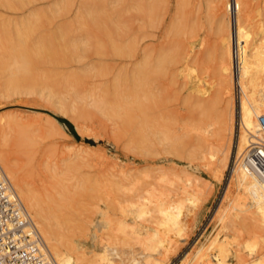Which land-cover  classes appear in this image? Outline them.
<instances>
[{"label":"bare ground","instance_id":"6f19581e","mask_svg":"<svg viewBox=\"0 0 264 264\" xmlns=\"http://www.w3.org/2000/svg\"><path fill=\"white\" fill-rule=\"evenodd\" d=\"M32 1L36 0H0V6L14 10L27 7ZM92 1L84 10L78 7L77 26L96 28L100 33H95L101 34V38L93 35V29L86 28L88 35L93 34L83 35L87 37L83 39L78 34H84L86 29L80 34L81 31L75 32L78 28L75 26L72 33L78 37L68 36L71 29L63 20L58 23L60 26L56 24L58 27L50 28L60 18L48 25L50 29H44L45 21L49 24L53 21L49 13L70 11L73 1L69 0L55 5L56 9L51 12L48 11L50 6L46 7L48 14L42 7L41 11L32 9L34 12L16 24L7 22L0 14V104L17 89L34 88L35 91L38 83L41 88H36L41 89L38 90L45 102L43 105L72 122L95 120L94 110H99L105 119L115 121L117 126L113 124L119 135L113 130L117 134L114 137L127 135L124 148L134 154L133 165H126L118 157L116 161L111 158L113 165L103 162L107 169L101 166L103 170L94 176L81 171L83 161L76 163L65 159L63 168L46 166L47 184L38 185L43 155L54 157L58 154L59 141L53 140L60 136L58 129L54 123L46 121L42 135L35 129V123L15 115L17 113L0 115V163L58 264H168L178 252L179 242L187 239L188 228L195 223L204 200L201 175H197L199 168L205 166L219 180L228 166L236 139V92L240 95L241 119L237 154L242 157L247 153L242 162H237L231 180L239 194L230 205L220 207L216 213L219 231L196 247L192 257L187 254L185 259L189 264H230L222 257L234 241L238 245L233 257L239 264H264V255L251 262L244 255L245 250L254 253L264 247V178L246 168V163L253 162L257 150L258 155L264 154V30L259 35L253 31L251 1L218 0L216 8L220 14L217 13L215 21L214 52L207 54L204 52L207 43L199 35L196 0L193 5L192 0H178L179 15L170 23L173 40L159 47L157 52L152 46H148L152 49L140 46L141 38L156 37L153 32V36L141 31L144 36L136 32L133 35L132 31L136 30L131 28L130 32L123 19L125 0ZM166 5L167 0H133L130 7L135 12L134 19L140 21L138 30L162 22ZM133 24L130 26L135 27ZM89 51L103 58L85 64L84 58ZM108 54L135 59L120 65L112 79H103L119 63L112 61L116 62L115 67L110 65L104 58L109 57ZM204 54L218 64L219 90L212 97L200 73ZM83 62L84 66L79 67ZM167 76L171 78L168 82L173 84L170 87L175 82L179 85L180 77L184 78L182 87L193 83L188 96H183L188 104L184 102V107L190 108L186 111H191L188 114L191 121L184 110L182 115L185 113L186 118L180 119L182 124L186 123L184 118L187 119V128L178 125L177 114L175 118L172 116L174 112L165 117L167 110L173 109L164 110L165 97L168 101L174 97L177 100L187 89L178 91L180 94L176 91L177 96L173 95V88L166 93L165 87L161 88L163 85L156 82ZM158 89L166 94L159 95L161 90ZM84 93L92 99L91 107ZM167 104L170 106L171 100ZM175 109L177 113L178 108ZM44 139L49 143L43 144ZM162 150L183 156L186 165L159 164L170 161L169 158L157 160ZM12 153L20 163L18 160L15 163ZM135 246L143 251L142 259L132 258ZM110 249L117 257L110 258ZM215 250L219 259L215 263L207 262L206 253Z\"/></svg>","mask_w":264,"mask_h":264},{"label":"rangeland","instance_id":"374dc122","mask_svg":"<svg viewBox=\"0 0 264 264\" xmlns=\"http://www.w3.org/2000/svg\"><path fill=\"white\" fill-rule=\"evenodd\" d=\"M69 1H73V5L70 8V11H67V12H57L55 10L56 9L55 5H57V4L62 5L63 0H60V1L59 0H43V1L42 0H39V1L36 0L34 2L32 1L31 2L32 4H30V5L27 4L26 5L27 7L24 6V7L20 8V9L12 10V8L8 9V8H3L2 6H0V14H1V16L3 15L2 17H4V19L7 22L8 21L10 23L14 22L16 24L19 21H21L22 19L26 18L30 14V12L33 11L32 9H38L39 11H41L40 7H42V11L44 10V12L47 13V14H48V11L51 12L52 9H53V11L55 10V12H53V13H55V15H53L52 12L49 13V15H48V17L50 16L49 19L51 18L50 20L53 19V21H50V24H49V21H48V23H46L47 21H45V24H44L45 26H43L44 29H45V27H46V29H50V28H54V27L56 28L59 25L58 23L60 21H62V20H63L62 22L65 24V26L67 25L71 29L70 31H68L69 33L70 32L72 33V30L74 31V29H73L74 26H75V28L78 27L75 30V32L76 31L77 32L81 31L80 34H82V31H84L83 30L84 28L85 29L87 28V29H90V30L93 29V28L87 27L85 25L84 26L83 25L82 26H77V24H79V23L76 20L77 19L76 17L78 16V13H77L78 12V7L80 6L84 10L86 7L93 5V1L92 0H86V1H84L85 3H83V4H82L83 0L82 1L81 0H69ZM90 1H92L91 5L89 4V3H91ZM167 1H168V5H166L165 7H167L168 11L166 9H164L165 7L163 8V11H162L163 16H162V18H164V17L165 18L163 20L161 18L162 22L159 21L155 26H149V27L147 26L146 30L144 28H141V27H139V29H141V30H138V28H137L138 25L137 24L140 21L134 19L135 18V16H134L135 12L130 7V5L133 3V0H125L126 7L124 8V5L122 7L125 10L123 19L125 20L126 25L129 26V30H130V28H131V30H136V31H132V34L134 35V33L136 32V34L144 36V33H140L139 32V31H141V32H146V33L148 32L147 36L150 35V34H151V36H153V35L155 36L156 35V37H153V38H149L148 37L149 39L148 38L145 39L144 37L141 38V40H140V41H142V43H140L141 47L150 48L148 46H152V47H154L153 50L155 52H157L160 49L159 47L167 46V45H169L167 43H169V42H171L173 40V37L171 39V36H173L172 35L173 33L171 32L170 23H171V21L173 19H176L178 17V15H179L178 14V9H177L178 8V0H167ZM250 1H251V5L253 6L252 8H254V10L252 9V12L254 14L253 13L251 14V18L253 17L252 18L253 19L252 20V24H255L253 26V31H255L256 35H259L261 33V31L264 30V0H250ZM196 2H197L196 3V5H197V10H196L197 14L196 15L198 17V22H199L200 39L204 40V43H207V44H205L206 47H205V51L204 52L205 53L206 52L207 53L208 52H214V46H215L214 45V40H215V36H216L215 21H216L218 15L220 14L218 12L219 8H216V7H218V6H216L218 4V0H196ZM194 3H195V0H192V5ZM46 7H49L48 8L49 10L47 9L48 11L45 10ZM57 7H59V6H57ZM23 8H25V9H23ZM57 10H59V9L57 8ZM35 11H37V10H35ZM172 12H174V13H172ZM217 13H219V14H217ZM50 14H52L53 16H51ZM72 17H74L75 19L74 18L72 19ZM57 18H60V19L56 20ZM54 19L56 20V22L54 21ZM52 22H55V23L53 24ZM51 23L53 24V26L52 27L49 26L50 27L49 28L48 25H52ZM133 23L135 24L136 29H135V27H131L130 26ZM56 24H58V25H56ZM134 24H133V26H134ZM156 28H157V30H156ZM87 29L84 32V34H82V35L78 34V36L79 37L80 36L83 37V35H86L87 37L90 36L92 32L90 33V35H88L89 33H87ZM93 30H94L93 31L94 34L92 33L93 35H95L96 33H100L98 30L96 31V28L93 29ZM131 30H130V32H131ZM168 30H170V33L167 32ZM75 32H73L72 34L68 33V36L72 37L73 34H75V36H76ZM151 32H153L154 34L151 33ZM96 35H98L99 38H101V36H102L101 34L100 35L96 34ZM78 36H76V38ZM87 37L84 36L83 39H85ZM167 37L169 39H171V40H168ZM260 37H258V38H260ZM97 38L95 37V39H97ZM71 40H72V38H71ZM74 40H75V38H74ZM81 40H82V38H81ZM93 40H94V38L92 39V41ZM166 40H168V41L166 42ZM205 40L207 42H205ZM78 41H80V38H78ZM159 41H162L163 43L161 42V44H160ZM164 42H166L165 43L166 45L164 44ZM157 43H158V45H157ZM150 49H152V48H150ZM196 50L199 51V48L197 47ZM201 51H203V49H201ZM91 52L90 51L87 52L88 55L86 57L88 59L86 61V57L84 58L85 59V64L86 63L90 64L89 62H93V61H96V60L98 61V60H100V58H103L102 56L99 57V55L95 56V54L93 52L92 53L94 54V56H92V54H90ZM206 54L203 55L202 62H203L204 66H202L203 68L200 70V73H201V77L204 78L203 79L204 80V84L206 85V87L208 89L209 95L212 97L219 90V85H218L219 84V76H218V71H217L218 64L216 62H214L213 60L208 59V56L206 57ZM108 56H109V54H108ZM110 56H112V54H110ZM110 56L109 57H104L107 61H109L108 63L110 65H113V67H115L114 66L115 63L116 62L117 63L119 62V63H118V65H116L115 68H113V69L111 68L113 71L112 70H110V71L113 72V73L108 72V74H106L105 77L107 75H109V76L106 77V78L104 77L103 79H112L113 75L116 73V71L118 70L120 65L122 66L124 64V62L126 64V62L132 61V60L135 59V57H126V59H124L125 56L123 58H121V57L119 58V56H117V55L112 56V57H110ZM116 57H118V58H116ZM112 61H116V62L114 63ZM121 62H122V64H121ZM112 63H114V64H112ZM128 65L131 66V64H128ZM78 66L79 67L84 66V62H83V64H79ZM110 73H111L112 76L110 75ZM166 78H169V79H166ZM166 78H162V79L158 80V81L162 80L161 82H156L157 84H162L163 85V87H161L162 85H160V86L158 85L159 87H161V88L165 87L164 89H165L166 93L169 91V90L166 91L167 89L170 88V90H171V88H173L172 91H174V90L175 91L173 92L174 94L171 93V95L173 94L174 96L175 95L177 96V94L178 93L180 94L182 92V90L185 88L184 87L185 85H183V87H182V84H181V82L183 81L184 78L180 77V78H178L179 81L176 80V81H178L179 85H176L177 82H175V81L172 82L171 81L172 83L175 82V85L173 87H170L173 84L171 85L168 82V80L171 79L170 76H167ZM166 81H167L168 84L165 83ZM166 84H167L168 88H167V86H164ZM33 85L35 87L36 83L34 82ZM33 85H32V87H33ZM37 85H36V87H39L38 83H37ZM192 86H193V83H190L188 86L186 85L187 89L186 88H185L186 90L184 89L185 91L182 92V95L177 96L178 98L180 97L179 99L176 100L175 97H174L175 101L179 100L178 102H174L173 98H169V101H168V97H165L167 99L164 98L165 102H166L164 110L166 111V109H172V108L173 109L170 110V112H169V110H167L168 112L167 111H166L167 113L165 112L166 115L163 112V115H165V117H166L168 115V113L169 114L171 112L175 113L176 111H174V109L178 108L180 111L177 109V113H175V114L173 113V115H172V116H174V115L177 114L176 116H177L178 119H176V121L177 120L179 121L178 125L181 124V125L185 126L187 124V122H188L187 121L188 114H190L191 111H186V110H190V108L184 107L186 101H183V100H186V99L185 98L183 99V96H185V97L188 96L189 92L191 91ZM36 87H35V91L32 90L34 88L30 89L29 91H28V89H27V91H26V89H22V88L21 89H17L15 91V93H13L9 98L3 99L2 100L3 103L0 104V115H6V114H9V113H12V114L13 113L14 114L17 113L15 115L19 114V116H22L23 119L25 117L26 119H29V121H32L33 123H35V126H36L35 129L36 130H40L42 135L44 134V131L46 129V127H45V122L46 121L54 123L56 128L58 129L59 134H60L59 138L58 137H54L53 138V140H57L58 139V141H59V143H58L59 144L58 154L56 153V155L54 157H51V156L49 157L47 155L46 156L43 155V158H42L43 159V167L41 169V175L42 176H41L40 180L38 181V185H46L47 184L48 180H47L46 169H45L46 166H48L49 168H52L54 166H57L58 168L59 167L63 168V167H65V163H64L65 159H68V161L70 160L71 162H72V160H74L73 162H76V163H78V162L80 163V162L83 161L82 162L81 171L84 172V173H87L88 175L90 174V176L97 175L98 171L101 172L100 170L103 168V166H104L105 169H107V165H110V164L113 165V163H112L113 160L112 159H114L116 161L117 157L120 160H122L126 165H128V164H130L128 166L133 165L132 161H133L134 154L131 151H129V150H125L127 147L124 148V145L127 142L128 136L125 135L126 136L125 138L124 137L122 138L121 136H117V138L120 139V140H118L117 138L114 137V136L117 135L115 133H118L117 127H116L117 123H115V121L112 120V122H111L109 119H107V118L105 119V117H103L100 114L99 110H94L95 115H96L95 120H88V119L87 120H85V119L83 120V119H80V120H77L75 122H72L68 117L63 116L62 114L56 112L54 109H52V108H50V107H48L46 105H43V104H45V102L42 101V99L39 96V93H40L39 90H41L39 88H41V86L39 88H36ZM176 89H178V90H176ZM159 90H161V89H158V91ZM24 91H26L25 95H24ZM32 91L33 92L37 91L36 92L37 94L33 93ZM176 91L177 92L181 91V92L175 93ZM158 93H159V95H161L164 92H162V90H161V92H158ZM166 93H164V94H166ZM168 93H170V92H168ZM27 94H30V95H27ZM83 95L84 96L86 95L87 99H88L87 93H84ZM173 95H172V97H173ZM234 95H235V100H236V104H237L236 117H235L236 139L234 140V147L232 148V153H231V157H230L228 166L225 169L222 178L219 179V180H218L217 177L212 175V173H210V171L205 166H202V167L199 168V171H198L197 175H199V176L201 175L200 179H201V182L203 184L204 191H205L204 194H203V196L205 198L202 196V199H204L205 202H204V200H202V202H201L202 204L200 203L201 205H200V209L198 210V213H199L198 217H197L195 223L191 224L193 226L190 225L192 229L190 227L188 228L187 239L185 240V242L184 241H180L179 242L180 248H178V252H176L174 254L175 256L172 255V257H171V259H170L168 264H180L182 262V260L186 261L187 259H185V258L187 256V254H189L190 257H192L193 256V252H195V250L198 247H200V245L202 246L209 239V237H211L214 233H217V231H219V228H220V223L218 221V216L216 215V213H218V210L220 209V207L224 206V208H225L226 206H228V204L230 205L233 202V200L235 199V197L239 194L238 191H236L237 188L235 187L234 183L231 182V180H232L234 169H235V167L237 165V162H238V164L240 162H242L245 159L247 153H244V155L242 157L237 154V149H238L237 140H238L240 125H241V119H240V114H239L240 95H239L238 92H236ZM167 96H170V95H167ZM162 98L163 97H161V99ZM170 100H171V105L169 106L168 104H170ZM86 101L88 103H90V107H91L92 99L89 98ZM172 102H174V103L172 104ZM166 104L168 106H166ZM169 107H171V108H169ZM183 110L186 111L185 113H187L186 114L187 115V119H185L186 115H184L185 114L184 112H183L184 116L182 115V111ZM156 111L159 112V111H162V109L160 108L159 111H158V109ZM178 111H179V113H178ZM161 116H162V113H161ZM170 116H171V114H170ZM176 116H174V118ZM180 116L182 118H180ZM183 117H185L184 118V120L186 121L185 124L181 123ZM61 119H67L73 124L75 131L79 135V138H77L74 134H72V132L70 131V128L66 125V123L62 122ZM102 119L105 120V121H103ZM165 119H168V118H165ZM180 119H181V121H180ZM188 120L191 121V118L188 119ZM113 122H114V124L116 126H114ZM187 126L188 125H186V128H187ZM215 127H217V125H214V128ZM113 130H115L116 132L114 133ZM118 135H119V133H118ZM120 135H122V134L120 133ZM122 136H124V135H122ZM115 141H117V142H115ZM47 143H49V140L48 139H44L43 144H47ZM116 144L118 145V147L116 146ZM160 149H162L161 146H160ZM60 150H62L64 153L62 151H60ZM161 154H160V156L157 157V160H163L165 158H167V159L169 158L170 159V161H167V160L160 161L159 164H161V165L164 164V166L175 165V166H179V167L180 166L184 167V165H186V163H187V160L185 158H183V156L178 157V156H175V154H172V153H168L167 154L163 150H162ZM102 157H103V159H102ZM12 158L15 159V163H17L19 161L18 157L16 155H14V153H12ZM106 158L108 159V161H107ZM180 158H183V159H180ZM16 160H18V161L16 162ZM103 162H107V165H105L106 163H103ZM108 162H110V164ZM18 163H20V161ZM173 163H176V164H173ZM101 166H102V168H101ZM109 167H108V170H110V168H111V167L110 168ZM202 168H204V169H202ZM112 170H114V169H112ZM207 183L209 185L210 184L211 185L208 186ZM205 184H207V185H205ZM235 191H236V194H235ZM208 192H209L210 195H208V194L205 195ZM232 197H233V199H232ZM246 201L249 202L250 200L249 201L246 200ZM216 219H217V221H216ZM87 241H90V240H87ZM183 242H184V244H183ZM237 245H238L237 242L232 241L231 245L229 247V252L223 254V257L221 256L223 259H225V261L229 262L230 264H232V263L233 264H239L237 262V260L233 257L234 256V251H235V248L237 247ZM86 247H89V245H86ZM256 250H255L254 253L251 252L250 250H249L250 252L248 250L244 251V255L246 254L245 257L247 256L246 258L249 259V260L247 259L249 262L254 261L257 258H260V257H262L264 255V247H262L260 249H256ZM133 252H134L133 253L134 255H132V258L142 259L143 255L141 253L143 251H141L138 246H135V249L133 250ZM113 253L114 252H112V250L110 249V251L108 252V254H110V258L117 257V256H114ZM120 254H122V253H120ZM209 255H210V258H209ZM216 255L218 256V253L215 250L214 252L212 251L210 253H206L207 257L205 256L204 258H206L205 260H207V262L215 263L216 260L219 259V257H216ZM120 257H122V255L118 256V258H120ZM127 257H129V259L131 258L130 256L126 255V258ZM186 262L187 263L184 262L183 264H189L188 263L189 261H186Z\"/></svg>","mask_w":264,"mask_h":264},{"label":"built area","instance_id":"2783aa9c","mask_svg":"<svg viewBox=\"0 0 264 264\" xmlns=\"http://www.w3.org/2000/svg\"><path fill=\"white\" fill-rule=\"evenodd\" d=\"M258 151L246 168L264 178V154L258 155ZM0 264H58L1 163Z\"/></svg>","mask_w":264,"mask_h":264},{"label":"trees","instance_id":"16d2710c","mask_svg":"<svg viewBox=\"0 0 264 264\" xmlns=\"http://www.w3.org/2000/svg\"><path fill=\"white\" fill-rule=\"evenodd\" d=\"M62 122L66 123V125L70 128L72 134H74L77 138H79L78 133L75 131L73 124L67 119H61Z\"/></svg>","mask_w":264,"mask_h":264}]
</instances>
